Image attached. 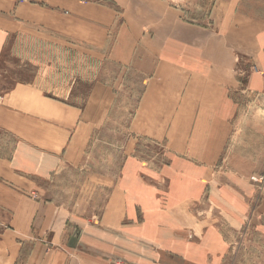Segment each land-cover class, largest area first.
Instances as JSON below:
<instances>
[{
  "label": "crops",
  "instance_id": "1",
  "mask_svg": "<svg viewBox=\"0 0 264 264\" xmlns=\"http://www.w3.org/2000/svg\"><path fill=\"white\" fill-rule=\"evenodd\" d=\"M86 1L0 0V82L11 44L40 28L107 51L81 106L24 81L0 87V133L13 139L0 157V264H222L227 229L262 225L264 214V190L251 182L260 174L230 149L236 98L264 92V0ZM140 67L149 68L146 85L100 217L78 222L22 196L24 185L36 189L78 160L100 126L105 78L119 82L121 68ZM139 138L170 155L158 171L136 155Z\"/></svg>",
  "mask_w": 264,
  "mask_h": 264
},
{
  "label": "rangeland",
  "instance_id": "2",
  "mask_svg": "<svg viewBox=\"0 0 264 264\" xmlns=\"http://www.w3.org/2000/svg\"><path fill=\"white\" fill-rule=\"evenodd\" d=\"M182 1L168 3L176 7ZM81 2L87 3L85 0ZM89 2L100 3V0ZM37 31L38 35L27 36L17 46L11 44L9 47L2 65L5 76L0 87L7 88L14 81H24L39 88L47 97L81 106L91 87L100 81L101 61L107 60V51L100 53V50L88 49L81 42L50 33L48 29L40 28ZM134 54L137 59L150 61L142 51H135ZM117 69L116 66H110L112 80L117 79V76L114 77ZM139 71L140 74L121 68L119 82H110L108 77L105 78L104 83L109 89L104 101L105 110H100V126H94L89 142L78 150V160L49 180L37 182L36 189L24 185L26 187L21 189L22 196L42 203L57 204L69 210L72 219L78 222L87 223L100 217V210L124 164V145L129 137L127 124L146 85L149 68L140 67ZM249 89L245 103L239 97L235 101L238 112L232 116L235 130L232 129V133L236 144L230 148L231 157L238 164L249 160V166L252 165L261 176L264 174V139H261L264 136V92ZM12 141L11 137L5 134L2 137L0 133V157H7L5 154L10 152ZM138 141L136 155L147 157L150 162L148 167L158 171L170 155L158 143L142 138ZM256 158L259 159L255 163ZM251 182L257 185L254 177ZM159 185L165 192V181ZM4 197L16 199L13 195ZM258 218L262 225L251 223L239 230L227 229L228 249L222 264H264V214L261 213Z\"/></svg>",
  "mask_w": 264,
  "mask_h": 264
},
{
  "label": "built area",
  "instance_id": "3",
  "mask_svg": "<svg viewBox=\"0 0 264 264\" xmlns=\"http://www.w3.org/2000/svg\"><path fill=\"white\" fill-rule=\"evenodd\" d=\"M166 1L171 3V2H175L176 0H166ZM254 181L256 182L257 187H259V190L263 191L264 190V174L255 178Z\"/></svg>",
  "mask_w": 264,
  "mask_h": 264
}]
</instances>
